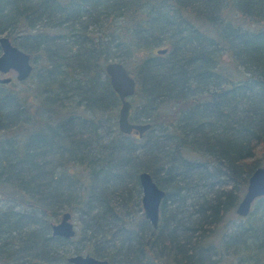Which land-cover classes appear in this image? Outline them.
Masks as SVG:
<instances>
[{
  "label": "trees",
  "instance_id": "1",
  "mask_svg": "<svg viewBox=\"0 0 264 264\" xmlns=\"http://www.w3.org/2000/svg\"><path fill=\"white\" fill-rule=\"evenodd\" d=\"M0 36L33 65L0 84V264H264V197L235 213L264 166V0H0ZM116 60L141 137L118 129ZM64 212L71 239L52 235Z\"/></svg>",
  "mask_w": 264,
  "mask_h": 264
},
{
  "label": "water",
  "instance_id": "2",
  "mask_svg": "<svg viewBox=\"0 0 264 264\" xmlns=\"http://www.w3.org/2000/svg\"><path fill=\"white\" fill-rule=\"evenodd\" d=\"M165 50H158V55L165 54ZM33 66L30 55L12 45L5 36H0V74L15 72L17 81L26 80L32 73ZM104 70L109 78L112 89L120 100L118 110V129L123 134H137L139 137L150 128V123H135L130 119V98L135 92V79L128 72L123 63L119 61H108ZM11 77H0V84H7ZM141 188V205L145 219L153 228H156L159 220V208L165 197V191L154 181L150 173L144 171L138 175ZM264 197V166L256 168L248 179L246 190L237 205L235 213L246 217L254 201ZM52 235L71 239L75 236L76 228L71 221V214L64 212L56 223L51 226ZM71 264H110L106 259H99L90 254H72L67 257Z\"/></svg>",
  "mask_w": 264,
  "mask_h": 264
},
{
  "label": "rangeland",
  "instance_id": "3",
  "mask_svg": "<svg viewBox=\"0 0 264 264\" xmlns=\"http://www.w3.org/2000/svg\"><path fill=\"white\" fill-rule=\"evenodd\" d=\"M137 59H138V56H135L134 58H132L131 59V62H130V65H129V67L130 68H134V67H136V64H137ZM15 72H13V71H10V72H8L7 74H0V77H11L12 78V81H11V84H15L16 85V79H15ZM118 110H119V105H117L116 106V108H115V110H114V114H115V119H117V114H118ZM108 112H104L102 115H101V118H102V120H103V123H104V125H105V118H106V115H108L107 114ZM2 201H0V203H1ZM254 207H258L259 209H255ZM261 204H258V205H253V207L251 208V211H250V214H248V216H246V217H241L242 219H244V218H247V217H250V221L252 222L253 220H257L258 218H260V214H261ZM259 210H260V212H259ZM71 221L74 223V225H75V227H76V222H75V220L73 219V218H71Z\"/></svg>",
  "mask_w": 264,
  "mask_h": 264
},
{
  "label": "flooded vegetation",
  "instance_id": "4",
  "mask_svg": "<svg viewBox=\"0 0 264 264\" xmlns=\"http://www.w3.org/2000/svg\"><path fill=\"white\" fill-rule=\"evenodd\" d=\"M30 60H31V57H30ZM134 135V134H133Z\"/></svg>",
  "mask_w": 264,
  "mask_h": 264
}]
</instances>
